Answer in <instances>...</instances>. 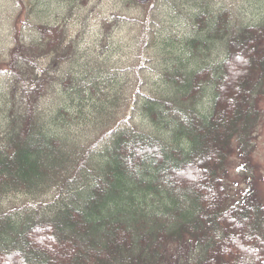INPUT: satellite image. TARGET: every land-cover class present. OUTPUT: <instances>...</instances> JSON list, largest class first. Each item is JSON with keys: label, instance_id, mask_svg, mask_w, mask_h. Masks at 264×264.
Returning a JSON list of instances; mask_svg holds the SVG:
<instances>
[{"label": "trees", "instance_id": "1", "mask_svg": "<svg viewBox=\"0 0 264 264\" xmlns=\"http://www.w3.org/2000/svg\"><path fill=\"white\" fill-rule=\"evenodd\" d=\"M210 12L191 38L156 37V94L141 89L149 61L133 59L149 38L108 43L120 15L88 43L67 25L13 30L0 51V205L34 204L0 210V264H264L253 160L264 19ZM112 49L128 57L123 68Z\"/></svg>", "mask_w": 264, "mask_h": 264}, {"label": "rangeland", "instance_id": "2", "mask_svg": "<svg viewBox=\"0 0 264 264\" xmlns=\"http://www.w3.org/2000/svg\"><path fill=\"white\" fill-rule=\"evenodd\" d=\"M140 4H136L143 9L148 2L149 11L143 10V14H139L133 6L132 9L126 7L121 0H0V51L8 48L13 38V30H22L27 33L30 23L47 24V25H67L70 31L82 34L84 42H95L99 34H102V25L100 22L104 18L113 21L114 14L120 15L126 20H120L118 25L110 21L111 26L108 29L109 42L113 45H121L127 47L131 41H135L138 34L140 38H149L151 41L147 50L137 56L134 52V58L138 61L137 65H146L147 71L141 74L144 86L141 87L144 93L156 94L161 87L156 84L157 73L161 66L162 52L156 37L161 34L181 35L182 37L191 38L196 28L194 20L197 14L202 10H207L210 6V14L214 11L226 6L234 14L235 19H239L244 23L256 24L258 20L264 19V0H140ZM138 3V1L136 2ZM48 4V5H47ZM213 15V13H212ZM132 19V25H125ZM147 24L150 28L148 34L138 31L139 24ZM128 24V23H127ZM135 27V28H134ZM30 33L27 36L30 37ZM148 36V37H147ZM88 46V45H87ZM114 47V46H113ZM127 50L126 48H124ZM115 49H112L111 65L114 69H121L128 57L124 55V51L115 55ZM142 55V58H141ZM122 56V57H121ZM144 66V65H143ZM4 79H0V85L4 84ZM262 109L264 110V98L262 101ZM140 124L139 122H137ZM2 120H0V128ZM253 160L258 166L259 177L257 178V190L260 198L264 202V129L261 131L257 139V150L254 153ZM25 202H29L25 204ZM34 201L24 197L7 200L0 205L2 213L9 211L10 206H32ZM2 208V209H1ZM22 214V213H21ZM17 213L12 212L11 216ZM10 216V217H11ZM14 218V217H12Z\"/></svg>", "mask_w": 264, "mask_h": 264}]
</instances>
